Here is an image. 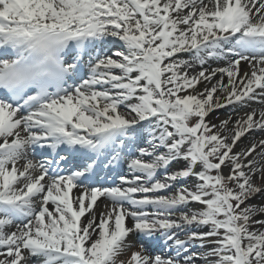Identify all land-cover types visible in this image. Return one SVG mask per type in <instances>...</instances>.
Wrapping results in <instances>:
<instances>
[{
	"label": "snow or ice",
	"instance_id": "snow-or-ice-1",
	"mask_svg": "<svg viewBox=\"0 0 264 264\" xmlns=\"http://www.w3.org/2000/svg\"><path fill=\"white\" fill-rule=\"evenodd\" d=\"M250 134L264 0H0V264H264Z\"/></svg>",
	"mask_w": 264,
	"mask_h": 264
},
{
	"label": "bare ground",
	"instance_id": "bare-ground-1",
	"mask_svg": "<svg viewBox=\"0 0 264 264\" xmlns=\"http://www.w3.org/2000/svg\"><path fill=\"white\" fill-rule=\"evenodd\" d=\"M109 47H113L112 45ZM211 66L212 67H223V66H226L225 62H222V61H214V62H211ZM198 71V69H197ZM245 71H250L248 65L246 63H242L241 65V73L245 72ZM216 79H219V77H216L212 83H215L216 82ZM224 82L227 83V77L224 78ZM207 83V82H206ZM206 86V84H201L199 86V88L201 90H203V88ZM207 86H211V85H207ZM251 108H258V105L255 104L254 102H249L248 104H244V105H232V106H229L227 108H221V109H218L214 114L211 115V118L208 119V121L211 123V124H218L221 120H224L226 118H228L229 116L232 117V120L235 121L236 119H239L238 118V115H239V112H241L240 116H244L246 112H248ZM231 126V125H230ZM256 138H264L262 137L260 134L258 137ZM254 139V135L253 134H250L248 135L246 138L242 139L239 143H238V146L236 147L235 151H240L242 148H245L246 146H250V142ZM258 139V140H259ZM123 168H120L121 170V173H123V175L125 176H130V173L127 169V166L126 164L124 165L123 164ZM116 183L118 184L119 183V179L116 180ZM192 183L191 180L188 181V184L190 185ZM106 186V185H105ZM79 191H81V189H74L73 190V195H78L79 194ZM106 201L104 200V198H101L100 200L97 201V206L94 208V211L99 214L100 212L104 211L105 208H104V205H105ZM49 207L51 208V205H49ZM191 208H194L192 205H190ZM129 224H131V220L129 219L128 221ZM130 239H136L135 237H130ZM156 250L157 249H160V248H155ZM199 251H206V249H198ZM127 251V252H126ZM137 251H140V248L139 246H135L133 248H130V249H127L125 250V252L123 253L122 257L118 258V264H120V261H123V264H127V261L130 260V257H131V254L132 252H137ZM162 250H158V252H161ZM162 255H167V253H162Z\"/></svg>",
	"mask_w": 264,
	"mask_h": 264
},
{
	"label": "rangeland",
	"instance_id": "rangeland-1",
	"mask_svg": "<svg viewBox=\"0 0 264 264\" xmlns=\"http://www.w3.org/2000/svg\"><path fill=\"white\" fill-rule=\"evenodd\" d=\"M257 110H259V106H258V108H257ZM240 114H241V112H239V115H238V118H241V116H240ZM209 118H211V115L207 118V119H209ZM259 136V134H254V138L256 139V140H258L259 138H256V137H258ZM227 170L225 169V172H226ZM194 208H198L199 207V205H192ZM137 246H139V245H137ZM127 252V251H126Z\"/></svg>",
	"mask_w": 264,
	"mask_h": 264
}]
</instances>
